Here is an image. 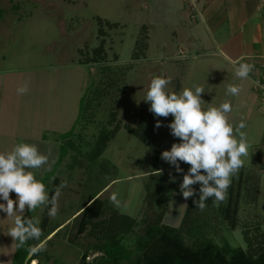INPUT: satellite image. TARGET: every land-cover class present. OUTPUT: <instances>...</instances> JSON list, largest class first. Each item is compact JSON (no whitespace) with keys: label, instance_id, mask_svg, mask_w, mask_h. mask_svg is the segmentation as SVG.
I'll list each match as a JSON object with an SVG mask.
<instances>
[{"label":"rangeland","instance_id":"1","mask_svg":"<svg viewBox=\"0 0 264 264\" xmlns=\"http://www.w3.org/2000/svg\"><path fill=\"white\" fill-rule=\"evenodd\" d=\"M163 7L162 0H0V76L14 75L20 86L27 85L28 91L17 96V111L30 115L20 116L26 119L20 121L22 126L48 128L43 144L35 145L48 155L49 164L44 166L46 173L36 178L49 193L53 184L57 188L67 182L57 199L56 216L48 215V205L36 208L29 217L41 221V241L32 240L33 246L43 243L36 253L37 264H98L107 260L104 250L111 242L134 255L148 214L146 196L156 191L155 181L161 179L163 191L172 195L162 223L178 228L186 244L196 242L186 234L195 221L204 223V237L218 247L256 251L264 244L263 150L251 143L255 131L251 117L247 119L245 108L241 109V99L245 101L240 79L215 70L213 61L201 58L193 63L190 53L173 52L180 35L175 34L169 13L160 11ZM154 75L171 78L170 92L204 86L205 103L231 102L227 115L234 129L241 120L246 123L248 155L242 157L243 166L232 177L224 201L200 210L193 203L198 198L181 195L183 173L161 159V152L178 142L166 127L172 118L154 117L143 101ZM228 84H238L240 93L228 95ZM142 125L151 126L157 151L132 132ZM181 167L186 172L190 166L181 162ZM113 192L119 193V206L110 200ZM93 194L100 201L99 216L85 221L80 214ZM229 199L232 210L237 200L235 217L231 213L236 221L233 229L218 212ZM159 212L158 204H152L150 216ZM186 213L189 217L182 222ZM10 222L0 212V261L14 248L1 226Z\"/></svg>","mask_w":264,"mask_h":264},{"label":"clouds","instance_id":"2","mask_svg":"<svg viewBox=\"0 0 264 264\" xmlns=\"http://www.w3.org/2000/svg\"><path fill=\"white\" fill-rule=\"evenodd\" d=\"M255 65L242 61L235 69V76L246 79L254 70ZM171 78L165 75H154L145 93L144 102L149 105V111L154 117L167 118L171 121L166 127L170 135L178 140L171 144L168 150L161 152V159L183 173L179 184L181 195L191 198L198 194L193 203L200 210L206 207L205 201L214 197V203L224 201L232 177L243 166L242 157L248 155L247 133L243 131L246 123L241 120L235 127L228 122V113L232 111L230 101L219 106H212L201 98L205 93L202 85L194 84L185 87L180 93L168 91ZM28 91L27 85L17 88L19 94ZM241 91L238 84H228V95L237 96ZM209 104L207 108L203 105ZM157 128L161 121L156 120ZM181 162L189 165L187 171L181 167ZM49 164L48 155L42 153L37 145L20 141L10 151H0V212L13 218V226L9 228V236L16 241V247H24L29 240H40L42 229L40 219L29 218L25 210L32 211L40 206H48V215L56 216L58 212L57 199L61 189L67 182L63 181L50 197L46 185L36 178L30 169H40ZM173 182L175 177H172ZM199 184V189L193 185ZM15 194V198L10 197ZM119 193L110 196L115 206L120 205ZM43 249L31 246L29 251L36 254ZM35 264V262H34Z\"/></svg>","mask_w":264,"mask_h":264},{"label":"crops","instance_id":"3","mask_svg":"<svg viewBox=\"0 0 264 264\" xmlns=\"http://www.w3.org/2000/svg\"><path fill=\"white\" fill-rule=\"evenodd\" d=\"M162 2L164 7L160 11L169 13L174 23L175 34L180 35L174 51H171H178L183 55L190 53L193 63L201 58L213 61L211 66L215 70L231 73L236 79L238 77L235 76V69L240 62L246 61L255 65L248 78H239L245 101L243 104L241 99V109L245 108L247 119L251 117L250 127L255 132L252 141L249 140L253 142V147L260 144L263 150L260 167L264 169V117L260 113V110L264 112V107L252 89L253 74H257L259 63L264 60V0H171L170 3L162 0ZM179 54L174 56L176 64ZM185 59L187 61V58ZM2 78L0 76V122L3 120L4 123L5 117L7 119L5 118L4 125L0 123V151H10L20 141L43 144L44 133L48 128L40 127L38 131L33 125L22 126L20 122L26 120L20 116L26 118L30 116L27 112L22 114L17 111L19 96L17 88L21 87L20 78L14 75ZM32 131H36L35 135H32ZM46 169L45 167L36 169L39 173L35 172V169L30 170L34 171L36 176H41L46 173ZM2 216L6 217V214L2 213ZM11 220L9 226L4 227L2 224L1 226L3 236H6L14 248L8 258L0 261V264H13L17 247L16 241L9 236L8 230L14 223L12 218Z\"/></svg>","mask_w":264,"mask_h":264},{"label":"trees","instance_id":"4","mask_svg":"<svg viewBox=\"0 0 264 264\" xmlns=\"http://www.w3.org/2000/svg\"><path fill=\"white\" fill-rule=\"evenodd\" d=\"M152 131L151 126L142 125L136 131L132 132L142 142H146L152 151H157L153 149V140L151 139ZM104 139L107 141L108 136H105ZM103 146L105 145L102 144L100 150ZM98 154L99 151L93 154V156L96 157ZM160 169L158 168V170ZM162 181V179L161 182L160 180H156L155 182L158 183V188L156 191H148V195L146 196L148 214L144 220L145 225L142 230V235L136 238L135 254H126L115 242H111L109 245H106V249L104 250L107 260L101 259L98 264H120L121 260H126V264H264V244L258 247L256 251L232 248L229 245L218 247L208 238L204 237L202 228L205 225L202 222L200 224L195 221L188 226L186 234L192 239L194 238L196 242L192 245L186 244L184 235L178 228H172L162 223L167 201L169 198H172V195L170 196L171 191H163ZM192 187H195L198 193L199 184L193 185ZM55 189L56 185L53 184L49 193L50 197L54 194ZM175 191L177 192L179 190L175 189ZM96 196L97 194H93L89 198L90 204L80 214L81 218L85 221L99 216L100 201ZM238 196L239 194L237 193L235 198H238ZM194 198H198V194L194 195ZM213 201L214 197H210L205 203L209 206L214 204ZM231 202L232 200L229 199L228 204H220L218 212L222 217L229 219L230 227L233 229L236 225L234 217L237 212V200L234 202L233 210L230 206ZM154 203L158 204L160 208V212L155 217L150 216L152 204ZM34 211L26 210L25 215L30 217ZM231 213L234 216H232V219ZM185 215L182 222H185L189 217L188 213ZM31 246H33V241L29 240L24 247L16 248L13 256V264H29L32 259L37 260V254H32L28 250Z\"/></svg>","mask_w":264,"mask_h":264},{"label":"built area","instance_id":"5","mask_svg":"<svg viewBox=\"0 0 264 264\" xmlns=\"http://www.w3.org/2000/svg\"><path fill=\"white\" fill-rule=\"evenodd\" d=\"M252 89L260 99V104L264 107V60L259 63L257 74H253Z\"/></svg>","mask_w":264,"mask_h":264},{"label":"bare ground","instance_id":"6","mask_svg":"<svg viewBox=\"0 0 264 264\" xmlns=\"http://www.w3.org/2000/svg\"><path fill=\"white\" fill-rule=\"evenodd\" d=\"M34 262H35V264H37L36 260H33V259L30 261L29 264H34Z\"/></svg>","mask_w":264,"mask_h":264}]
</instances>
